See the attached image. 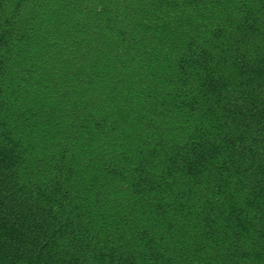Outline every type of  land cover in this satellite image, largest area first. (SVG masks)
<instances>
[{"label": "trees", "instance_id": "16d2710c", "mask_svg": "<svg viewBox=\"0 0 264 264\" xmlns=\"http://www.w3.org/2000/svg\"><path fill=\"white\" fill-rule=\"evenodd\" d=\"M0 258L264 264V0H0Z\"/></svg>", "mask_w": 264, "mask_h": 264}, {"label": "rangeland", "instance_id": "374dc122", "mask_svg": "<svg viewBox=\"0 0 264 264\" xmlns=\"http://www.w3.org/2000/svg\"><path fill=\"white\" fill-rule=\"evenodd\" d=\"M144 3V2H143ZM137 8V6L135 7V9ZM136 15V14H135ZM85 81H88V80H86V77H83V78H81V79H79L78 80V84L79 85H81L82 83H84ZM99 91H101V88H99ZM88 146V145H87ZM91 149H95V148H91ZM85 227V229H88V227H87V224L84 226ZM109 234V233H108ZM22 263H23V261H22ZM0 264H8L7 263V261L6 260H3L2 258H0ZM24 264V263H23ZM27 264H30V263H27Z\"/></svg>", "mask_w": 264, "mask_h": 264}]
</instances>
